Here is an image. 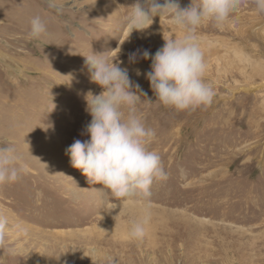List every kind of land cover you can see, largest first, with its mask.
Instances as JSON below:
<instances>
[{"label":"rangeland","instance_id":"rangeland-1","mask_svg":"<svg viewBox=\"0 0 264 264\" xmlns=\"http://www.w3.org/2000/svg\"><path fill=\"white\" fill-rule=\"evenodd\" d=\"M134 2L0 0V147L14 142L28 169L0 186L9 225L0 264H264V18L244 7L223 28H198L215 96L205 109L177 112L155 102L144 76L151 60L129 54H154L182 33L155 17L126 39L121 21ZM35 15L48 33L30 40ZM92 52L127 68L146 94L139 114L168 176L146 201H113L66 154L89 139L85 97L101 91L85 65ZM145 208L146 234L130 241Z\"/></svg>","mask_w":264,"mask_h":264},{"label":"clouds","instance_id":"clouds-1","mask_svg":"<svg viewBox=\"0 0 264 264\" xmlns=\"http://www.w3.org/2000/svg\"><path fill=\"white\" fill-rule=\"evenodd\" d=\"M50 7L62 14V7ZM244 7L264 18V0H190L185 7H181L179 0H163V3L135 0L121 21L122 28L127 30L126 39L134 31L143 33L155 17L167 18L182 33L179 38L164 39L163 46L154 54L147 50L129 54L132 63L138 57L151 60L150 71L144 76L158 105L177 112H192L211 105L215 92L205 79L207 64L197 30L204 23L223 28ZM47 33L46 21L40 15L33 16L28 38L39 40ZM83 56L90 82L101 91L89 92L85 97V110L91 120L83 134L89 139H77L66 149L71 166L80 170L90 184L101 185L113 201H146L153 184L168 178L160 155L150 148L156 132L146 126L139 114L138 106L146 94L130 79L127 68L114 63L105 52ZM140 74L137 70V75ZM27 171L25 157L14 142L0 147V186L19 182ZM149 222L150 213L145 208L131 221L128 239L142 240ZM8 227L7 217L0 215V248L5 247ZM7 251L14 255L13 249Z\"/></svg>","mask_w":264,"mask_h":264}]
</instances>
